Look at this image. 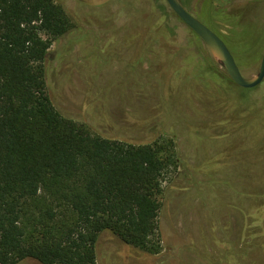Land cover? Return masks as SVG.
<instances>
[{
    "label": "rangeland",
    "instance_id": "1",
    "mask_svg": "<svg viewBox=\"0 0 264 264\" xmlns=\"http://www.w3.org/2000/svg\"><path fill=\"white\" fill-rule=\"evenodd\" d=\"M53 1L71 21L45 61L56 109L90 137L157 144L178 159L160 177L159 252L104 231L97 264H264V80L250 90L233 85L164 0ZM195 2V18L253 77L264 52V0L245 16L226 0ZM41 204L24 208L26 237L42 238L53 225L38 215Z\"/></svg>",
    "mask_w": 264,
    "mask_h": 264
},
{
    "label": "trees",
    "instance_id": "2",
    "mask_svg": "<svg viewBox=\"0 0 264 264\" xmlns=\"http://www.w3.org/2000/svg\"><path fill=\"white\" fill-rule=\"evenodd\" d=\"M70 29L53 0H0V264H97L104 231L149 254L160 249V177L178 159L157 144L90 137L56 109L45 61ZM35 202L53 220L42 238L21 226Z\"/></svg>",
    "mask_w": 264,
    "mask_h": 264
},
{
    "label": "water",
    "instance_id": "3",
    "mask_svg": "<svg viewBox=\"0 0 264 264\" xmlns=\"http://www.w3.org/2000/svg\"><path fill=\"white\" fill-rule=\"evenodd\" d=\"M169 10L177 15L180 20L196 34L206 45L212 58L227 73L231 81L244 89L257 87L264 80V52L256 74L251 78L244 77L235 63L229 50L222 40L190 13H188L178 0H164Z\"/></svg>",
    "mask_w": 264,
    "mask_h": 264
},
{
    "label": "flooded vegetation",
    "instance_id": "4",
    "mask_svg": "<svg viewBox=\"0 0 264 264\" xmlns=\"http://www.w3.org/2000/svg\"><path fill=\"white\" fill-rule=\"evenodd\" d=\"M196 0H178V2L180 3V5L188 12L190 13L193 17L197 16V15H194L192 13V11L189 9V5L191 3V5H194L196 2ZM226 2L229 4V6H233V8L231 9V13L233 14H239V13H242L245 15L249 14L250 11H251V8L255 9L257 7H259L260 5V0H246V2H244V0H226ZM234 7H237V9L235 10ZM169 9V8H168ZM170 11V10H169ZM171 12V11H170ZM172 13V12H171ZM175 17V19L182 24L183 27L185 28H188L181 20L180 18L175 15L174 13H172ZM245 22V21H244ZM208 28V27H207ZM189 29V28H188ZM209 29V28H208ZM214 29V28H213ZM190 30V29H189ZM215 30V29H214ZM191 31V30H190ZM212 31V30H211ZM216 31V30H215ZM213 32V31H212ZM218 31H216L217 33ZM191 34L199 41L201 42L205 47L206 45L204 44V42L196 35L194 34L192 31H191ZM226 46V45H225ZM207 49V47H206ZM208 50V49H207ZM209 52V51H208ZM210 54V53H209ZM231 54V53H230ZM211 55V54H210ZM212 57V56H211ZM233 57V56H232ZM234 59V58H233ZM235 61V60H234ZM236 63V62H235ZM223 70V69H222ZM224 71V70H223ZM241 72V70H240ZM226 77L228 78V80L233 84V85H236L234 84L231 79L229 78V76L227 75V73L224 71ZM242 73V72H241ZM243 75V74H242ZM263 82V81H262ZM237 86V85H236ZM259 86V85H258ZM255 88V87H254ZM253 89V88H252ZM247 90V89H246Z\"/></svg>",
    "mask_w": 264,
    "mask_h": 264
}]
</instances>
